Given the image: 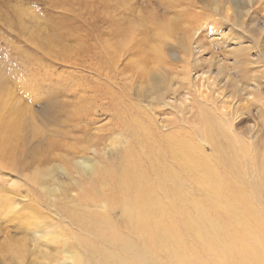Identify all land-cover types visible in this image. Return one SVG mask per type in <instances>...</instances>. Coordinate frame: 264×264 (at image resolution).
Listing matches in <instances>:
<instances>
[{
	"label": "bare ground",
	"instance_id": "bare-ground-1",
	"mask_svg": "<svg viewBox=\"0 0 264 264\" xmlns=\"http://www.w3.org/2000/svg\"><path fill=\"white\" fill-rule=\"evenodd\" d=\"M262 1L206 0L200 6L198 0H159L149 20L138 16L139 27L153 26L150 35L140 36V45L134 44L140 54L139 60L132 59L139 93L163 88L169 69L171 76L180 70V96L177 90L161 93L156 99L161 108L151 100L141 106L107 82L104 94L98 91L78 108L81 118H90L101 101L122 126L107 150H101L112 155L105 159L96 150L97 158L64 156L67 162L53 171L88 175L79 185L82 199L102 201L103 212L75 209L81 233L68 238L60 233L51 239L45 234L44 240L6 236L0 242L4 264H151L144 251L162 256L164 263L155 264H264V51L251 52L257 42L251 31L262 35L264 29ZM233 2L236 17L226 8ZM224 8V16L215 19ZM185 18L192 25L179 28ZM244 18L259 26L247 25ZM177 29L182 37L173 43L179 52L170 59L166 46ZM127 33L122 34L125 41L135 35ZM45 40L42 46L49 44ZM9 95L0 88V154L13 150L23 134L39 132L32 120H22ZM247 119L253 124L241 128ZM117 144L123 145L121 151ZM35 171V182L51 175ZM54 184L43 188L49 196L57 190ZM2 191L0 219L21 206ZM114 206L120 207L124 235L105 212Z\"/></svg>",
	"mask_w": 264,
	"mask_h": 264
},
{
	"label": "rangeland",
	"instance_id": "rangeland-1",
	"mask_svg": "<svg viewBox=\"0 0 264 264\" xmlns=\"http://www.w3.org/2000/svg\"><path fill=\"white\" fill-rule=\"evenodd\" d=\"M198 1L202 6L206 0ZM257 1L263 4L262 0ZM158 3L159 0H0V88L2 92L10 94L11 104L20 111L22 120H32L39 129L35 134H23L13 150L0 154V189L14 195L21 205L20 209L17 208L19 210L0 219V242L6 236L11 240L27 235L41 240L51 239L53 234L59 233L66 234L65 238L72 237V233H81L80 221L73 218L75 209L76 212L83 211L80 208L86 206L103 212L102 201L91 203L82 199L79 185L89 176L57 172V165L63 164L64 156L71 160L81 155L97 158L95 151L107 150L110 141L117 138L122 126L106 105L101 106V101L96 104L90 118H81L78 109L84 105L86 107L91 99L100 95L98 91L104 94L107 82H111L108 84L110 89L112 87L114 91L122 92L125 100L130 97L141 106H147L146 103L151 100L156 108H161L156 100L161 93L172 94L177 90L180 70L171 76L168 75L169 69L164 72L169 80L163 88L156 90L146 87L141 93L138 90L139 78L133 61L139 60L140 54L139 49L134 50L137 48L134 44L140 45V36L150 35L149 31L153 28L147 22L145 27L141 26L143 29L138 21H141L142 15L149 20L155 9L153 5L157 6ZM234 4H226L230 17L238 15ZM239 7L244 10L245 4ZM259 13L264 15L262 10ZM224 14L225 8L218 10L215 19L220 20ZM189 19L185 18L179 28L191 26ZM244 19L247 25L259 26L257 21ZM126 29L127 35L130 31V35L135 34L127 36L131 42L128 38L125 41L126 35H122ZM177 30L166 46L170 59L177 58L179 52L173 43L182 37V30ZM119 31H122L121 35ZM113 32H118V35ZM251 32V36L257 40L251 52L264 51V29L260 31L262 35L254 30ZM243 35L249 36L245 32ZM41 37L48 38L49 44L42 46L41 43L46 40ZM112 38L119 42L115 44ZM111 44H115V49L111 48ZM109 53H113L114 65L109 62V57H112ZM180 94L181 91L177 90L175 96ZM252 124L251 119H247L241 128ZM121 145L117 144V152L123 148ZM99 154L105 159L112 155L109 151ZM53 168L57 170L53 171ZM36 169L42 172L47 170L51 174L49 179L46 177L35 182L33 171ZM44 180H47L45 185ZM53 184L57 190L53 192L54 196H49L43 188H52ZM105 212L118 232L126 234L120 207H110ZM45 234L46 238L43 239ZM144 254L151 264L164 263L158 253L154 258L145 251ZM2 255L4 253L0 251V264H4Z\"/></svg>",
	"mask_w": 264,
	"mask_h": 264
}]
</instances>
